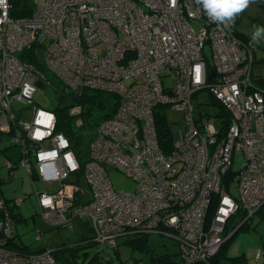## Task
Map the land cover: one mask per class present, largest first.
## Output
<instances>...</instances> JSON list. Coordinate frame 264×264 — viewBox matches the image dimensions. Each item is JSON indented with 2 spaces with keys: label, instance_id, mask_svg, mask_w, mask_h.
Listing matches in <instances>:
<instances>
[{
  "label": "built area",
  "instance_id": "1",
  "mask_svg": "<svg viewBox=\"0 0 264 264\" xmlns=\"http://www.w3.org/2000/svg\"><path fill=\"white\" fill-rule=\"evenodd\" d=\"M13 4L0 0V141L7 134L20 147L32 180L59 183L37 192L42 219L71 228L83 219L90 241L109 248L126 236L166 235L179 245V264H210L264 208V87L253 79L255 43L233 23L211 20L196 0H36L24 17L12 15ZM34 45L64 84L59 93L118 96L83 160L57 130L56 112L34 103L39 82L53 86L21 56ZM204 97L221 104L227 126L221 117L222 128L215 127V117L200 108ZM16 103L31 105L30 114ZM159 105L185 114V131H171L166 145L157 128ZM237 154L244 161L234 171ZM3 166L13 171L18 163L7 158ZM107 166L131 177L135 190L116 189ZM233 181L239 195L231 192ZM25 198L0 197V264H58L54 249L24 254L9 246L15 208Z\"/></svg>",
  "mask_w": 264,
  "mask_h": 264
},
{
  "label": "rangeland",
  "instance_id": "2",
  "mask_svg": "<svg viewBox=\"0 0 264 264\" xmlns=\"http://www.w3.org/2000/svg\"><path fill=\"white\" fill-rule=\"evenodd\" d=\"M17 1V0H15ZM36 0H30L35 5ZM235 29L241 34L249 36L252 34L254 27L264 26V0H250L248 7L238 14L232 22ZM192 25L198 30L199 23L192 21ZM255 62L253 65V77L258 84H264V40L259 44H255ZM101 53L104 51L103 44H99ZM31 52L29 49L24 50L21 56H27ZM41 64L47 79L53 84L46 87H39L34 96V103L50 110H56L60 104H65V100H60L59 91L64 88V84L54 76V74L46 67L43 58L41 57ZM168 86H172L173 79L169 76L165 78ZM206 93L201 95L204 96ZM93 95V94H92ZM105 99V97H101ZM212 98L204 97L201 102L200 108L212 114L215 117V127L220 130L222 128V118L219 117L220 107ZM17 109H23L29 115L31 105L23 103H16ZM166 120L169 123L170 129L175 132L178 130L185 131L186 120L184 111L172 107H167L164 110ZM96 112V111H95ZM100 117L97 112L93 116ZM17 119H21L17 114ZM92 120V119H91ZM93 125L92 123H89ZM94 128V127H93ZM96 129V128H95ZM95 129L82 135L84 141L81 142L83 158H87L90 151V139L93 138ZM66 135V134H65ZM67 136V135H66ZM0 141L1 152L0 165H4L6 159L9 158L18 163V166L13 171H8L4 166L0 168V175L3 183V194L8 202L12 201L15 197H26L23 202L15 208V212L19 215L20 220H16V230L14 237L19 243H24L30 246L33 251H37L42 247L55 249L60 246L73 247L74 249L65 252V261L60 260L62 264H151L152 254L176 255L179 253V245L177 241L169 236L160 234H149L146 238L149 251H143L134 248L126 238L119 239L118 248L104 247L99 244H88L90 238L82 239V225L85 220L77 218L74 221V228L56 227L47 224L39 214L37 192L52 191L59 187L58 182L52 184L47 183L42 178H35L32 180L31 175L26 168L20 164L21 149L19 146L13 145L10 137L7 134L2 135ZM69 138V137H68ZM70 139V138H69ZM233 168L234 171L239 170L244 161L243 155H235ZM107 170L112 178V182L116 189L120 191L132 192L136 188L135 181L127 176L125 173L117 170L113 166H107ZM84 190L86 191V198L90 196L89 187L85 182L83 183ZM231 192L239 195L237 182L231 183ZM91 231L88 236H91ZM40 235V237H38ZM85 243V244H84ZM84 244L86 246H80ZM261 251L262 258L255 259L257 251ZM240 253L247 254V259L238 264H264V208L262 212L254 214V217L249 221L247 229L241 230L230 242L227 254L222 258V264H234L233 260L228 259V256L238 255ZM60 261L58 264H61Z\"/></svg>",
  "mask_w": 264,
  "mask_h": 264
},
{
  "label": "trees",
  "instance_id": "3",
  "mask_svg": "<svg viewBox=\"0 0 264 264\" xmlns=\"http://www.w3.org/2000/svg\"><path fill=\"white\" fill-rule=\"evenodd\" d=\"M14 7L12 9V15L14 17H24V16H29L33 12L34 9V4L30 2V0H14ZM239 36L244 37L245 35L241 34L238 31ZM249 38L248 36L244 38L245 40ZM242 39V38H241ZM36 46H32L30 50V54L27 56H24L23 59L34 64L38 68H44L43 65L41 64V58L40 54L35 48ZM254 79V77H253ZM255 81V79H254ZM264 83V82H263ZM259 87H264V84L262 85L261 83L258 82ZM62 91V90H61ZM93 94V95H92ZM60 100H65V104H60L59 107L54 110L57 115V130L60 132H63L66 134L70 140L72 141V147L75 150V152L78 153L80 159H85L82 156V146L81 142L84 141L82 138V135L91 130L95 129L101 121L109 118L110 116L113 115L117 107L119 106V100L118 96L115 94H110L106 92H101V91H94V90H86L84 91L81 95H77L74 93H70L69 95H65L64 93L60 92L59 93ZM105 97V99H101V97ZM214 101L213 103H216L220 107L219 111V116L224 117L225 119L223 122H225L226 126L229 124V119H228V114L223 110V107L221 104L212 98ZM81 106V111L79 113H73L71 109L74 106ZM201 106V105H200ZM167 108V106L159 105L156 109V122H157V128L159 131L161 143L163 145H166L164 142V138L168 139V142H171V139L173 138L171 134V129L169 127V123L166 120V115L164 113V109ZM100 114V117L95 118L93 117L96 112ZM92 119V120H91ZM93 125H90L89 123H92ZM94 127V128H93ZM90 139L89 141H91ZM5 150H0V156L1 152ZM1 168V165H0ZM228 177V178H227ZM226 177V181H230L232 177V173L228 174ZM3 183L4 180H2L1 175H0V197H3ZM263 209L260 210L262 212ZM1 214V213H0ZM16 220H20L19 215H14ZM84 226L86 228V232L90 233L91 228L89 227V224L87 222H84ZM249 226V222H246L242 224L239 228L238 231L235 232L234 235H232L221 247L219 252L211 259L210 264H222V258L227 254V249L228 246L231 242V240L243 229H247ZM91 236H88L86 238H90ZM148 235L145 234H138L134 236H126L128 240V243H130L134 248L143 250V251H149L146 238ZM88 244H96L93 241H88ZM9 246L17 250L20 253L24 254H30V253H36V252H42L45 251L47 248H41L37 251H33L29 245L24 244V243H19L16 239V237H12L9 242ZM80 246H86L84 244H80ZM118 248V247H117ZM49 249V248H48ZM73 247H56L53 251L54 256L56 257L57 261L59 262L60 260L65 261V252L68 250H73ZM178 258H175V255H170V254H164V255H154L152 254L151 257V264H179V253L176 254ZM228 259L233 260L234 264H238L239 262L245 261V257L240 256L236 258H229ZM61 263V261H60ZM62 264V263H61ZM65 264V263H64Z\"/></svg>",
  "mask_w": 264,
  "mask_h": 264
},
{
  "label": "clouds",
  "instance_id": "4",
  "mask_svg": "<svg viewBox=\"0 0 264 264\" xmlns=\"http://www.w3.org/2000/svg\"><path fill=\"white\" fill-rule=\"evenodd\" d=\"M196 3L211 20L227 26L248 7L250 0H196ZM251 40L255 44L264 40V26L254 27Z\"/></svg>",
  "mask_w": 264,
  "mask_h": 264
},
{
  "label": "crops",
  "instance_id": "5",
  "mask_svg": "<svg viewBox=\"0 0 264 264\" xmlns=\"http://www.w3.org/2000/svg\"><path fill=\"white\" fill-rule=\"evenodd\" d=\"M79 225H82V232H81V237H82V239H86V237H88V232H86V228H85V226H84V224L83 223H78ZM73 228H74V224H73ZM85 244V243H84ZM60 247H62V246H60ZM63 247H68V245L67 246H63ZM42 248H44V247H42ZM262 255V254H261ZM240 256H243V257H245L246 259H247V254H245V253H240V254H238V255H232V256H228L229 258H236V257H240ZM256 256V255H255ZM262 258V256L260 257V259ZM256 259V258H255ZM259 259V260H260ZM258 261V260H257Z\"/></svg>",
  "mask_w": 264,
  "mask_h": 264
},
{
  "label": "water",
  "instance_id": "6",
  "mask_svg": "<svg viewBox=\"0 0 264 264\" xmlns=\"http://www.w3.org/2000/svg\"><path fill=\"white\" fill-rule=\"evenodd\" d=\"M38 85H39L40 87H44L43 83H41V82H39Z\"/></svg>",
  "mask_w": 264,
  "mask_h": 264
},
{
  "label": "bare ground",
  "instance_id": "7",
  "mask_svg": "<svg viewBox=\"0 0 264 264\" xmlns=\"http://www.w3.org/2000/svg\"><path fill=\"white\" fill-rule=\"evenodd\" d=\"M249 38H247L246 40H248V39H251V36H248Z\"/></svg>",
  "mask_w": 264,
  "mask_h": 264
}]
</instances>
